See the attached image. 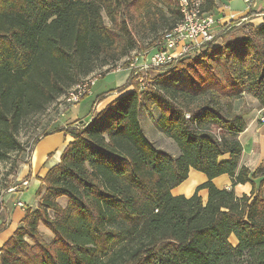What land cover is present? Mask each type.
<instances>
[{
  "label": "trees",
  "instance_id": "16d2710c",
  "mask_svg": "<svg viewBox=\"0 0 264 264\" xmlns=\"http://www.w3.org/2000/svg\"><path fill=\"white\" fill-rule=\"evenodd\" d=\"M200 6L209 12L215 2ZM182 16L178 0H0V162L24 150L17 134L27 117L96 67L128 55L136 36L170 30ZM240 30L176 61L142 89L140 73L131 74L87 122L42 134L62 131L72 140L40 179L38 208L26 210L0 247V264H264V164L238 165L245 113L234 107L249 94L264 108V16ZM182 68L184 82H164L165 73ZM141 106L158 109L157 127L178 155L145 136ZM190 169L206 181L189 197L173 195ZM222 174L230 189L213 183ZM245 183L249 194L237 196L234 185Z\"/></svg>",
  "mask_w": 264,
  "mask_h": 264
},
{
  "label": "crops",
  "instance_id": "0c3cea01",
  "mask_svg": "<svg viewBox=\"0 0 264 264\" xmlns=\"http://www.w3.org/2000/svg\"><path fill=\"white\" fill-rule=\"evenodd\" d=\"M214 2L215 6L208 13H213L217 19V24L214 27L215 32L218 31L221 23L229 21L232 18H247V8L241 9L239 6H235L237 0H214ZM245 21L253 23L254 25H260L262 24L263 19L255 17L248 18ZM228 34L230 35L229 40L238 35V33ZM228 34H224L218 37L214 41L213 45L217 46L220 45L223 41H227L224 39V37ZM117 96L118 94L116 96L110 97L109 99L107 98L104 102V105ZM250 101L253 105L257 103V100L253 97H251ZM255 105L256 106H253V108L251 109L242 111L245 113V129L238 135V139L242 145V152L238 159V165L246 166L251 170H254L258 166L264 164V122H259L257 116L258 110L261 108L259 107V105ZM236 106L239 107L237 111H241L240 108L244 105L240 104L239 102L238 104H236ZM68 118H70L69 121L79 120L77 118ZM72 124H74V122ZM65 126L66 124L62 123L57 128ZM141 127L143 129L142 124ZM71 140L72 137L70 135L64 134V132L62 131L41 136L33 144L28 157L19 164V167L15 171V174L12 176L10 183L5 187V190H3V193L0 197V226L4 224V226L0 229V247L13 234L14 230L20 226L21 220L26 214V210H35L38 208L40 196H38L36 192L39 188L42 189V193L45 190V186L41 184L40 179L45 176L49 168L59 162L63 148ZM178 153L179 151L177 148V153L172 154V156H176L178 155ZM206 179L207 178L203 173L194 169H190L187 179L178 186L171 189V193L173 195H184L186 197H189L194 193L196 187L205 182ZM22 180H27L26 186L21 187L18 191L9 190L12 186L20 184ZM212 181L218 188H231V178L226 174L217 176L212 179ZM233 190L237 196H241L244 193L249 194L251 185L249 183L237 184L234 185ZM198 194L202 197L203 202H205L207 198V190L201 189L198 191ZM17 201L23 202L24 207L17 206ZM66 201L67 199L65 197L58 198V202L63 207L66 205ZM232 237L235 241L233 244H235L236 239L234 236Z\"/></svg>",
  "mask_w": 264,
  "mask_h": 264
},
{
  "label": "rangeland",
  "instance_id": "374dc122",
  "mask_svg": "<svg viewBox=\"0 0 264 264\" xmlns=\"http://www.w3.org/2000/svg\"><path fill=\"white\" fill-rule=\"evenodd\" d=\"M235 6H239L241 9L246 8V5L243 0H237ZM249 12L247 13L246 19L255 18V17L263 19L264 2L256 4L252 10V13L250 14ZM104 22L107 25H111V22L106 16L104 17ZM246 23L249 22H246L244 20L241 23H239V25L233 26L222 35L226 33H233V34L238 33L240 35L241 34L240 28L244 26ZM162 33L163 31L160 30L156 33L151 34L147 38H144L142 36H136L137 43H135L134 49L131 50L128 55H126L120 60L109 63L103 67H96L86 77L81 78L79 81L83 79H88L89 77L91 78L95 77L97 78V81L93 86H91L90 93L86 95L80 103H77L72 106L64 107L62 99L66 97L65 94L62 97H60L57 101L50 104L48 108H46L44 111L30 115L25 119L17 134V138L22 143L24 150L19 154H17L16 152H12L7 160L0 162V197L1 194L3 193V190H5V187L10 183L12 176L15 174V171L19 167V164L23 162L25 158L28 157L33 144L38 140V138L41 137L42 134L50 132L51 130L57 128L62 123H65L66 126L72 124L73 122H74L73 125L81 124L82 121L85 120V118L90 112L92 115H95L98 111H100L102 107H104L103 105L107 98L109 99L112 96H116L117 94L119 95L120 93L118 92V89L121 88L126 83L128 78L132 74V70L128 67H125L127 63L124 61L127 58H131L134 54L136 55L138 53H143L144 51H151L155 42H157L159 38H161ZM229 38H230L229 34L224 37L225 40H229ZM224 42L225 41H223L222 43ZM193 56L194 55H192V57ZM118 65H122L121 67L122 68L125 67V68L119 71H115ZM107 68H109V71L105 72ZM171 68H173V66ZM166 69H167L166 67H162L160 69L148 71L146 74V76L148 75V80H144L143 84H141L140 82L139 87L142 89L143 86L145 87L148 84V81L150 79H153L158 74H163ZM164 76H165L164 82L173 83L174 80L177 82H184L187 77V71L185 68L172 69L171 71H168V73H165L163 77ZM78 84L72 87L69 91L77 90ZM159 84L160 86H162V83ZM131 88L132 87H129L127 89L129 90ZM104 92H108L106 98L102 101L97 102V104L95 103V105H93L96 96ZM251 97L252 96H250L249 94H244L242 98L235 100L234 101L235 109L237 110L239 108L236 106V104H238L239 102L240 104L244 105L241 106L240 108L241 111L251 109L253 108V106H256L255 104H257L258 106V102L255 103L254 105L251 103L250 101ZM158 114L159 111L156 108H153L151 111H149L146 110L144 106H141L139 111V118L141 124L143 125V130L146 136L153 142L154 145H156V147H160L161 149L167 151L171 155L175 154L177 153L176 145L171 139H169L162 132H160V130L157 127L156 119L158 117ZM68 117H71V119L77 118L79 120L69 121L70 118ZM39 231L45 240L50 241L53 238V234L47 228H45V226L41 224L39 225ZM230 241L232 243L235 242L232 236L230 238Z\"/></svg>",
  "mask_w": 264,
  "mask_h": 264
},
{
  "label": "built area",
  "instance_id": "2783aa9c",
  "mask_svg": "<svg viewBox=\"0 0 264 264\" xmlns=\"http://www.w3.org/2000/svg\"><path fill=\"white\" fill-rule=\"evenodd\" d=\"M201 0H197V3ZM246 8L252 11L256 4L263 3L264 0H243ZM182 7H185L187 13L186 24L180 27V30L174 34H166V38H159L155 42L151 51H144L143 53L134 54L131 58H127L126 66L132 70V74L140 73L138 82L143 84L146 80L145 75L150 70L160 69L162 67H169L176 61L192 56L196 51L204 50L208 44H214V41L220 37L227 30L233 26L239 25L243 18H232L229 21L220 24V28L215 32L214 27L217 24V19L213 13L204 19H196L195 13L190 10V2L181 0ZM219 23V22H218ZM118 65L115 71H119L125 67ZM142 74V75H141ZM144 74V75H143ZM97 78L89 77L83 79L78 84V89L68 91L63 100V106H72L79 103L82 98L90 93V88L95 84ZM144 87V86H143ZM65 109V108H64ZM259 122H264V108L258 110L257 116ZM27 185V180H22L20 184L12 186L10 191H18L21 187ZM16 205L24 207V203L17 201Z\"/></svg>",
  "mask_w": 264,
  "mask_h": 264
},
{
  "label": "bare ground",
  "instance_id": "6f19581e",
  "mask_svg": "<svg viewBox=\"0 0 264 264\" xmlns=\"http://www.w3.org/2000/svg\"><path fill=\"white\" fill-rule=\"evenodd\" d=\"M178 1H179V4H180V11L183 14L182 19L172 29L164 31L162 33L161 38H166V34H174V33H176L177 31L180 30L181 26L186 24V21H187L186 9H185V7H182L181 0H178ZM185 2H190V10L192 11V13H195L196 19H204V17L210 16L211 13L205 12V11H203L201 9V6H200L201 1H199L197 3V0H185ZM206 48H204V50ZM204 50L196 51V53H193V55L200 54Z\"/></svg>",
  "mask_w": 264,
  "mask_h": 264
},
{
  "label": "water",
  "instance_id": "95a60500",
  "mask_svg": "<svg viewBox=\"0 0 264 264\" xmlns=\"http://www.w3.org/2000/svg\"><path fill=\"white\" fill-rule=\"evenodd\" d=\"M88 119H89V118H88V117H86L84 121H85V122H87V121H88Z\"/></svg>",
  "mask_w": 264,
  "mask_h": 264
}]
</instances>
